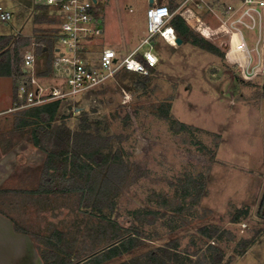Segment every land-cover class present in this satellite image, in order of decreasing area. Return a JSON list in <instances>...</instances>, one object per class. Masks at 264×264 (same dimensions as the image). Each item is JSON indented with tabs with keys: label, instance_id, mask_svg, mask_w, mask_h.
<instances>
[{
	"label": "rangeland",
	"instance_id": "obj_1",
	"mask_svg": "<svg viewBox=\"0 0 264 264\" xmlns=\"http://www.w3.org/2000/svg\"><path fill=\"white\" fill-rule=\"evenodd\" d=\"M182 1L153 0V5L165 3L171 6L172 2L179 4ZM204 1L218 5L239 3V0ZM99 2L98 17L103 35L87 56L95 64L99 63L105 47H114L119 54L125 55L140 44L148 35L146 14L150 7V0ZM0 6L13 14L8 22L0 19V35L32 37L35 28L40 30V36L45 37L46 30L56 31L58 28V24L47 22V18L35 22L36 15L44 13V8L36 7L35 0H0ZM191 7L212 28L203 31L198 21L190 16V29L212 45V49L196 46L190 41L175 48L158 36L154 52L160 61L153 77L130 82L117 77L83 96L82 93L73 96L69 104L73 111L66 119L67 125L76 128L84 112L92 122L103 119L101 128L108 126L111 149L123 151L128 171L116 198L120 225L130 227L132 211L149 209L161 213L150 217L151 223L143 220V227L150 235L145 244L132 254L106 264L144 254L172 239L179 241L181 250H196L190 244L192 239L203 248L207 245L205 242L214 244L225 252L222 264H264V82L253 87L235 80L239 69H229L225 65L226 47L224 38L215 28L216 22L207 17L204 7L201 9L194 4ZM48 17L53 18L52 15ZM245 34L250 40L251 34L246 30ZM37 46L46 47L47 42L30 44L22 50V59L28 50L33 49L37 54ZM57 48L67 52L60 41H54V57ZM147 49L149 46H142L140 55ZM37 62L38 71L44 66L45 58L37 57ZM55 71L58 76L55 73L44 78L38 76L45 88L66 81L64 68ZM17 80L0 77V112L10 109L0 115V128L13 126L15 110L11 106ZM169 99L172 101L171 115L186 123L191 132L175 131L168 121L156 115L157 106ZM2 155L3 160L10 161V188L38 186L45 160L43 151L25 139L14 144L8 154ZM185 176L201 177L204 188L199 201L179 216V220L184 218L185 224L172 233L166 223L172 212L169 206H164L161 196L171 204L180 202L177 189L184 183ZM53 204L56 206L53 210L40 204L32 205L21 223L32 232L44 234L46 228L64 229L79 218H88L89 222L95 220L88 216L90 213L85 216L77 210L75 199H56ZM243 206L250 208L249 217L240 224H233L232 213ZM136 224H141L140 220ZM206 225L229 230L234 240L227 239V235L220 241L202 237L199 229ZM14 229L10 226V263H20L15 254L20 246L23 251L19 256L24 254L23 260H28L29 264H44L40 254L42 243L31 234L19 242L22 237ZM260 229L263 231L256 236ZM255 236V243L239 255V240ZM83 240L92 244V239L82 234L76 242L79 247Z\"/></svg>",
	"mask_w": 264,
	"mask_h": 264
},
{
	"label": "trees",
	"instance_id": "obj_2",
	"mask_svg": "<svg viewBox=\"0 0 264 264\" xmlns=\"http://www.w3.org/2000/svg\"><path fill=\"white\" fill-rule=\"evenodd\" d=\"M219 9L220 4L210 3ZM178 3L172 2L170 8L175 10ZM36 7L44 8V13L36 15L35 22L59 23L56 10L51 6L36 4ZM48 15L53 18L49 19ZM171 24L176 28L179 38L190 41L196 46L212 49L207 41L201 39L191 31L187 21L180 15H175ZM48 31L45 37L39 35L40 30L34 28L32 37L0 35V77H14L16 83L12 97L11 108L19 106L17 91L21 79L25 76L22 68V50L30 44L46 41V47H36V56L45 58L44 66L38 68L40 78L52 76L55 73L54 55L52 48L58 35L57 30ZM155 36L152 41L155 46ZM215 52L221 53L213 48ZM143 61V57L138 55ZM224 56V55H223ZM160 61V60H159ZM227 68L234 69V65L226 60ZM157 67V66H156ZM156 67L151 69L150 75H142L128 71H121L117 77L122 81H133L140 78L149 79L156 74ZM235 80L244 86L257 87L263 79L257 78L247 81L242 78L240 71L235 73ZM93 90V89H92ZM91 91V90H90ZM86 94V93H85ZM84 95V94H83ZM82 95V96H83ZM172 101L164 100L156 108V115L168 121L175 131H189L186 123L181 122L171 115ZM73 108H67L65 112L58 111L57 101H48L40 105L15 109L12 127L4 125L0 128V157L7 153L18 141L27 140L36 148L45 153V160L40 172L39 184L35 189L23 190L29 194L33 203L38 202L42 207L53 210L56 199H75L77 210L84 215L94 217L89 222L86 218L72 222L61 228H46L44 234L30 231L18 219L10 217L16 231L31 234L42 243L40 254L44 264H106L130 255L140 248L149 239L143 227V220L151 223L150 217L161 214L149 209L130 212V227L120 225L117 220V201L120 185L125 180L128 171L121 149H111V136L107 135L108 126L102 120L92 122L85 115H81L76 128L67 125L66 119L70 116ZM13 143V144H12ZM204 182L199 178L185 176L183 184L178 186L177 194L180 202L171 204L170 200L161 196L164 206L170 207L172 216L168 218L167 225L172 233L185 224L184 218L179 216L188 212L194 203L202 196ZM20 190L0 189V198L4 193ZM160 197V196H159ZM190 198V199H189ZM189 199V200H188ZM263 205V201L261 206ZM87 208L89 210H87ZM0 211L3 213L0 209ZM250 215V208L243 206L236 208L232 213L231 222L240 224ZM140 220L141 224H136ZM44 230V229H43ZM263 230L257 231L260 235ZM202 237L211 240H222L224 235L227 239L234 240V235L217 225L203 226L199 229ZM39 234V235H37ZM83 234L85 238H91L92 244L83 240V245L78 246V238ZM256 236L250 239H240L237 253L243 255L245 251L255 243ZM196 250L188 248L179 249V241L171 240L164 245L140 255L130 256L116 264H222L225 252L214 244H207L204 248L197 246L194 239L191 240Z\"/></svg>",
	"mask_w": 264,
	"mask_h": 264
},
{
	"label": "built area",
	"instance_id": "obj_3",
	"mask_svg": "<svg viewBox=\"0 0 264 264\" xmlns=\"http://www.w3.org/2000/svg\"><path fill=\"white\" fill-rule=\"evenodd\" d=\"M35 3L51 6L60 19L55 41H60L67 52L56 49L54 66L55 70L64 68L67 78L65 82L45 88L37 74L36 53L33 49L28 50L22 65L25 76L17 91L19 106L13 110L57 101L58 111L63 112L71 108L69 104L73 96L83 95L116 79L121 71L150 75L151 69L159 63L152 39L159 36L169 46H179L178 32L171 24L175 15L182 16L188 24L191 16L203 27V31L211 30L212 26L205 18L193 11V4L201 9L204 7L207 17H212L216 22L215 28L224 38L227 62L239 69L242 78L247 81L257 78L264 80V0H239L238 4L229 5L224 2L219 9L204 0H183L175 10L165 3L152 5L146 14L148 35L140 44L125 55L119 54L114 47H105L97 64L91 63L87 56L90 48L103 35L98 17L99 0H35ZM12 16L11 11L0 6L1 21L8 22ZM245 30L251 34L252 44ZM144 45L149 49L143 52L141 61L137 56ZM5 112H10V109ZM5 112H0V115Z\"/></svg>",
	"mask_w": 264,
	"mask_h": 264
},
{
	"label": "crops",
	"instance_id": "obj_4",
	"mask_svg": "<svg viewBox=\"0 0 264 264\" xmlns=\"http://www.w3.org/2000/svg\"><path fill=\"white\" fill-rule=\"evenodd\" d=\"M55 75L58 76V74H56V71H55ZM9 152H10V150L5 154H8ZM3 156L4 155H2L0 157V167L2 168L0 171V189H4V190L13 189V190H20L21 191L18 194H16L15 192H11V193L6 192L0 198V209L2 211H4L3 213L0 211V264H11L10 263V257H9L11 248L8 245H9V241H10V239H9V237H10V235H9L10 234L9 233L10 232V226L14 229V223L10 219V217L16 218L20 222L24 221L25 217H26V212L29 209H31L32 205L38 206V202L33 203V201H31L29 199V197H30L29 194L22 192L23 190L35 189L37 186L35 188L24 187V186L21 188L20 187L19 188H17V187L10 188V177H11L10 168H9L10 167V164H9L10 161L3 160V158H2ZM39 178H40V176H39ZM17 234H18V236L22 237V238H19L20 239L19 242L23 238L27 239L26 236L29 235L27 233H23V232L20 233L18 231H17ZM17 249H19L18 252H16V253L14 252V253L16 254V256H18L16 258L20 259L19 264H29L28 260H26V261H25V259L23 260L24 254H22V256H19V254L21 253V250H22L21 247L18 246ZM15 264H17V263H15Z\"/></svg>",
	"mask_w": 264,
	"mask_h": 264
},
{
	"label": "water",
	"instance_id": "obj_5",
	"mask_svg": "<svg viewBox=\"0 0 264 264\" xmlns=\"http://www.w3.org/2000/svg\"><path fill=\"white\" fill-rule=\"evenodd\" d=\"M152 5H153V0H150V6H152ZM177 42L180 45V44H182L183 40L181 38H178Z\"/></svg>",
	"mask_w": 264,
	"mask_h": 264
}]
</instances>
